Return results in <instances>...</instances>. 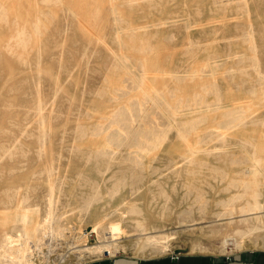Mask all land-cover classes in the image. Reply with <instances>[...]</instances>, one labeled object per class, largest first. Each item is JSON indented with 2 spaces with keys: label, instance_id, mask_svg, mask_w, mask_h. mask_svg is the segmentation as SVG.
I'll list each match as a JSON object with an SVG mask.
<instances>
[{
  "label": "rangeland",
  "instance_id": "rangeland-1",
  "mask_svg": "<svg viewBox=\"0 0 264 264\" xmlns=\"http://www.w3.org/2000/svg\"><path fill=\"white\" fill-rule=\"evenodd\" d=\"M112 2L0 0L9 7L0 14V208L15 209V197L24 196L39 206L40 217L53 188L60 221L72 229L55 243L56 264L62 256L74 264L72 252L80 248L74 246L84 242L134 245L146 236L167 237L165 253L228 254L239 250L225 249L223 236L248 229L258 216L247 239L259 246L240 250H264V209L240 213L248 195L235 201L231 215L221 204L244 191L233 183L249 179L248 144H258L264 154V0ZM189 19L194 27L187 29ZM24 26L26 45L18 43ZM124 52L128 67L113 55ZM255 57L260 76L252 67ZM145 90L158 92L172 111L154 107ZM240 103L247 107V123L224 131L223 120ZM118 111L136 120L127 122L129 140L110 146L106 135L117 126L111 122ZM147 129L166 137L137 152L138 135ZM192 151L193 162L184 163ZM131 205L139 211H129ZM141 215L148 229L134 226ZM119 253L165 254L148 246L111 255Z\"/></svg>",
  "mask_w": 264,
  "mask_h": 264
},
{
  "label": "bare ground",
  "instance_id": "bare-ground-1",
  "mask_svg": "<svg viewBox=\"0 0 264 264\" xmlns=\"http://www.w3.org/2000/svg\"><path fill=\"white\" fill-rule=\"evenodd\" d=\"M58 1H63V0H58ZM112 1L113 0H110L111 3H113ZM202 1L203 0H198V2H202ZM185 2L188 5V3H187L188 0H185ZM214 2H215V0H214ZM246 7H247V5H246ZM8 10H9V7L5 6V4L0 5V14H3L5 12H7ZM69 10L71 11V9H69ZM111 11L115 16H117L118 12L116 11V9L114 7H111ZM116 18H118V16ZM185 23H186L187 29L189 27H191V28L194 27L193 23L191 22L190 19L186 20ZM148 24H150V23H148ZM148 24H143L140 28L145 29L147 26H149ZM35 28H37V29L39 28V23L35 22ZM136 28H139V27H135V29ZM116 35H117L116 40H117L118 44L120 45L122 43L121 34H120V32H117ZM25 36H26V31H25V26H24L22 31H20V33L18 34V43H21L22 45H26L28 42L25 39ZM247 37L252 38V33H249L247 35ZM8 44L9 43H6V45H8ZM113 55H114L115 60L118 62V64H120V66L128 67L129 59H131V58H130V56L127 55V53H125V52L121 53V54L114 53ZM250 58H251V56H250ZM216 62L217 61H215V60L212 62H209V63L207 62L206 65L208 67H211L212 63H216ZM252 67L257 71V73L260 76V72L258 71V62H257L256 57L253 58ZM262 78H264V76ZM141 80H142V78H141ZM145 93L148 97L150 96V98L153 100V106L154 107H157V108H160L162 106L165 107L166 103L164 102V99H162V97L159 95L158 92L153 91V94H152V93H149L145 90ZM243 105H245V104H243ZM243 105H241V103H240V105H238V107L236 109V113H235V115H233V117H232V115H230L229 118L227 117V119L223 120L222 127H223L224 131L228 132L231 129H234V128L236 129V127L238 128V127L243 126L247 123L249 114H247V111H246L247 107H245ZM248 106L250 107L251 105H248ZM125 108H127V107H125ZM166 109L172 111L168 105H166ZM38 110H39V112H41V110H42L41 104L38 106ZM129 114H130V117H128L122 111H118V113L117 112L115 113L111 123L116 124L117 126H112V129H110L112 131H108V133L106 135L108 144L110 146L111 145L121 146L122 143H125L124 141L127 140L129 138V136L131 135V134L129 135L130 128L127 126V122L136 120V115L131 114V113H129ZM259 117H261V116H259ZM170 120H172V119H170ZM250 120H251V118H250ZM262 121H263L262 123L264 125V120H262ZM263 133H264V131H263ZM224 134H225V132L222 133L223 136H224ZM41 137H43V135L39 137L40 141L42 139ZM165 137H166V132L159 131L156 129H147L146 131L140 132V134L138 135V142H137V147L139 148V150L137 152H141L145 149H150L148 147H154L156 145V143H155L156 141H158L159 139H163ZM179 137L186 142L188 140L187 133L183 129L179 130ZM105 146L106 145H104V147ZM241 146L244 148H247V146L245 144H243ZM248 146L253 147V150L252 151L250 150L252 153H250L249 151L245 152V158L250 163V165L248 164L249 166L245 169V172L248 174L249 179L244 180V178H243V180L240 181V183L239 182L233 183L234 186L243 187L244 191L242 193H238L237 195L230 197L227 200L222 201V203H221L223 206V212L228 213L230 215L233 214L235 209H236L234 206L235 201L237 199H239L240 197L245 196V195H248L249 198H247V200L244 203L242 202L243 204L240 206V209H239L240 213L259 212L260 210L264 209V189L261 188L262 186L264 187V181L261 180V179H264V154H262L259 151V149H258L259 145L258 144H254V143L250 142V144H248ZM261 149H263V146ZM110 150H111V147H110ZM103 151L105 152V150H103ZM243 152H244V150H243ZM193 155H194V151H192L191 155L185 156L184 159L187 161L184 163H189V162L192 163L193 162L192 159L194 157ZM180 166H183V163ZM175 168L177 169L180 167L176 166ZM225 172H227V171H225ZM236 179H237V177H236ZM185 188H186V186H185ZM11 197L12 196H10V198ZM14 197H15V195L12 197V199L17 198V200H18L17 201L18 204L16 205L17 207H15V209H12L11 207H1L0 208V264H56L57 257L54 254L55 243H58L60 240L67 238V236H68L67 233H69L71 226L69 228V227L63 225L60 221V215H58L56 212L57 208L55 209L56 199L53 196V188H51L50 195L47 199L46 211H45V213L43 211L44 215H42L40 217L38 216L39 206L37 204L36 205H33V204L28 205L27 204L28 198L24 197V196H21V197L18 196L19 199H18V197H15V198ZM192 198H194V197H192ZM197 199L200 200V202H201V204H197V205L198 206L200 205L201 210L204 211V209L206 208L205 207L206 204L203 201L202 193L198 194ZM2 200H0V201H2ZM217 200H216V202H217ZM209 204H210V200H209ZM190 205H192V203ZM129 211L138 212L139 210H138L136 205H131L129 207ZM222 214H224V213L219 212V213H217V216H220ZM258 220H259V216L253 218L251 221L252 223H251L250 227H248V229H246V230L238 229L234 233H231L230 231L227 232L223 236L224 248L226 249V247L229 245H234L237 250L248 248V247L257 248L259 245L250 244V242L247 239V235L250 234L252 231L257 229V227L259 226ZM260 221H261V219H260ZM101 222L102 221H100L98 224L94 225V231H98L99 228L101 226H103L101 224ZM149 224L150 223H149L148 219L143 215L142 218H140L136 221L134 226L138 227V228L146 227V229H148L147 227L149 226ZM71 230H70V235H71ZM78 230H80V228ZM104 236H106V235H104ZM80 240H81V238H80ZM169 240H170V238H169ZM148 246H151V247L157 249L158 251H160L162 253H165L168 250H170V244H169V241L167 240V237L146 236V237L140 239L139 241H137V243L134 245H127V244H123L122 242H111L110 240L101 241L97 245H88L84 242L82 245L74 246L75 248L76 247L77 248L80 247V248L73 250L72 254H74V256H75V258H74L75 263L74 264H77V263H81V262L85 261L88 257H91V256L93 257V256H97V255H102L105 253L111 254L114 251H116L118 248H123L124 250H126L128 247H133L135 249V252L139 253V252H143L145 250V248ZM74 247H72V248H74ZM59 263L60 264H70L68 261V258H64L63 256L60 257Z\"/></svg>",
  "mask_w": 264,
  "mask_h": 264
},
{
  "label": "crops",
  "instance_id": "crops-1",
  "mask_svg": "<svg viewBox=\"0 0 264 264\" xmlns=\"http://www.w3.org/2000/svg\"><path fill=\"white\" fill-rule=\"evenodd\" d=\"M177 255V257H175ZM90 264H264V250L245 249L228 254L173 251L160 255L136 256L119 253L98 257Z\"/></svg>",
  "mask_w": 264,
  "mask_h": 264
},
{
  "label": "built area",
  "instance_id": "built-area-1",
  "mask_svg": "<svg viewBox=\"0 0 264 264\" xmlns=\"http://www.w3.org/2000/svg\"><path fill=\"white\" fill-rule=\"evenodd\" d=\"M107 255L109 256V255H111V254L107 253ZM175 257H177V255H176ZM82 264H90V263L87 261V262H84V263H82Z\"/></svg>",
  "mask_w": 264,
  "mask_h": 264
}]
</instances>
